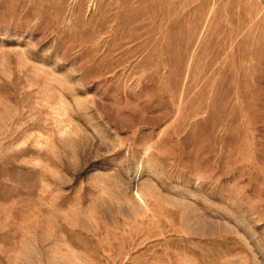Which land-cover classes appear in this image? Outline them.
Listing matches in <instances>:
<instances>
[{
	"label": "rangeland",
	"instance_id": "374dc122",
	"mask_svg": "<svg viewBox=\"0 0 264 264\" xmlns=\"http://www.w3.org/2000/svg\"><path fill=\"white\" fill-rule=\"evenodd\" d=\"M0 264H264V0H0Z\"/></svg>",
	"mask_w": 264,
	"mask_h": 264
}]
</instances>
